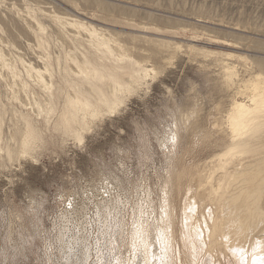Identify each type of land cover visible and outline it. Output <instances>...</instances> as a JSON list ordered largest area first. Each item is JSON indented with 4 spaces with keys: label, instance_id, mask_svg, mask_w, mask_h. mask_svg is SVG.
<instances>
[{
    "label": "rangeland",
    "instance_id": "rangeland-1",
    "mask_svg": "<svg viewBox=\"0 0 264 264\" xmlns=\"http://www.w3.org/2000/svg\"><path fill=\"white\" fill-rule=\"evenodd\" d=\"M257 83L264 0H0V264H242L219 185L264 159Z\"/></svg>",
    "mask_w": 264,
    "mask_h": 264
},
{
    "label": "bare ground",
    "instance_id": "bare-ground-1",
    "mask_svg": "<svg viewBox=\"0 0 264 264\" xmlns=\"http://www.w3.org/2000/svg\"><path fill=\"white\" fill-rule=\"evenodd\" d=\"M103 57L106 56L103 55ZM96 75L99 81L106 79V75L104 73L100 76L98 73H96ZM38 77L41 76L38 75ZM110 79L113 86H123H121L120 81L116 77H111ZM253 87L255 88L254 92H252L253 101L255 103L257 102V104L262 103L260 108L263 109L264 86L257 83L254 84ZM115 89L113 92H116ZM101 96L104 97L103 94H101ZM73 101L72 107L74 108L75 103ZM105 101L107 100L105 99ZM84 105L92 107V103L89 101H87ZM74 110L76 112L80 111L81 105L79 104L77 108H74ZM254 112H256V110L247 107L243 103L236 102L234 104L230 115V126L234 136L243 137L242 135L245 134V131L248 130L252 120L254 119ZM96 113L97 110L93 109V115ZM236 167H240V169L235 171L234 175H224V179L227 181L225 186L219 185V190L225 189V192L221 193L219 196L221 206L223 207L222 210L224 211L223 220L221 222L224 225L226 224L224 235L226 236L228 247L231 246V248H233L234 254H236L237 257L239 256L238 259L241 260L242 264H263L264 261H259L264 258V237H262V235H264V159H253V161L249 163H239ZM194 191L195 189L193 192ZM204 194L205 193L202 194L203 196L199 194V197L202 196L204 198ZM200 201H203V199L201 198ZM194 203L197 204L196 201ZM194 203L190 202V204H188L189 207L187 208V212L189 213V216H191L195 211V208H197ZM217 228H219V226L215 225L216 232L218 231ZM164 238H166V236ZM231 248H229V250Z\"/></svg>",
    "mask_w": 264,
    "mask_h": 264
}]
</instances>
